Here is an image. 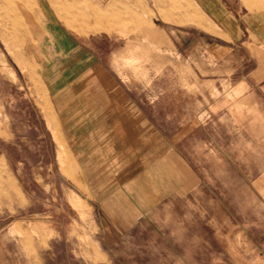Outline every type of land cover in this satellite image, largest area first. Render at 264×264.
<instances>
[{
  "label": "rangeland",
  "instance_id": "obj_1",
  "mask_svg": "<svg viewBox=\"0 0 264 264\" xmlns=\"http://www.w3.org/2000/svg\"><path fill=\"white\" fill-rule=\"evenodd\" d=\"M124 1L128 13L172 22V0H153L162 7L158 16L147 14L142 0ZM232 1L238 11L264 9V0ZM93 10L92 0H0V254L15 264H264L263 110L238 116L233 100L239 95L230 96L255 64H246L249 52L241 53L238 64L222 63L198 36L189 43L183 33L180 50L166 38L150 54L114 57L113 66L120 78L136 85L130 89L142 97L151 118L182 131L200 124L181 141L196 164L200 187L168 200L126 236L108 239L98 203L63 138L57 100L64 80L71 78L87 79L82 89L91 95L110 90L103 86L111 78L110 51L123 41L109 36L108 9L97 8L96 16ZM202 14L192 0H180L182 31L196 26L200 33L203 23L217 32ZM94 35L93 48L88 40ZM257 54L264 60V47ZM227 105L235 125L255 133L222 135L220 109ZM52 111L64 145L63 164L48 126ZM255 115L261 124L251 128ZM232 138L239 140L237 150ZM250 178L260 179L258 198L248 187ZM77 201L78 211L73 209Z\"/></svg>",
  "mask_w": 264,
  "mask_h": 264
},
{
  "label": "crops",
  "instance_id": "obj_2",
  "mask_svg": "<svg viewBox=\"0 0 264 264\" xmlns=\"http://www.w3.org/2000/svg\"><path fill=\"white\" fill-rule=\"evenodd\" d=\"M92 1L95 16L97 8L108 9L110 38L123 41L122 45L110 51L107 71L111 78L105 79L106 84H103L110 90L106 94L91 95L82 89L86 87L84 83L87 79L83 76L71 78L64 80L57 100L60 102L63 138L74 151L72 158L86 183L87 192L98 203L99 220L106 236L109 240H117L134 231L168 200L181 199L198 190L200 177L196 164L181 149V141L183 136L193 135L200 124L182 131L180 127L166 128L163 121L151 118L149 107L142 97L130 89L136 85L120 78L113 66V58L128 52L150 54L166 38L176 50H180L182 33L189 43L196 41L198 36L201 44L222 63L238 64L242 58L244 60L241 53L249 52L246 64L255 65L237 80L233 86L236 89L230 96L239 95L233 100L237 103L234 109L238 116L246 115L248 109H257L260 113L262 108L264 118V60L259 59L257 54V49L264 47V9L238 11L232 0H192L201 9L202 15L218 27L215 32L202 23L200 33H197L196 26L182 31L180 0H172V22L167 21V25L158 24V18L148 20L128 13L124 0ZM142 1L147 14H160L162 7L154 4L153 0ZM113 27L116 28L114 34ZM117 31L128 35L123 36ZM91 38H87L88 45L94 48L95 35ZM66 47L69 53L74 51L71 45ZM246 86L247 90L242 94ZM74 103L75 108L72 106ZM212 106V102L206 104V111H212ZM229 106L220 109L221 134L239 136L255 133L235 125ZM157 109L159 107L155 105L153 110L156 113ZM52 113L54 119L47 118L48 126L50 121L56 122ZM260 118L256 115L250 117L253 123L256 122L251 124V128L260 126ZM246 126L250 128L249 122ZM54 138L56 143H62L59 136L58 140ZM238 144V138H232L231 146L235 150ZM248 183L252 194L260 197V179L250 178ZM1 223L0 233L3 228ZM0 264H15V261L0 254Z\"/></svg>",
  "mask_w": 264,
  "mask_h": 264
},
{
  "label": "bare ground",
  "instance_id": "obj_3",
  "mask_svg": "<svg viewBox=\"0 0 264 264\" xmlns=\"http://www.w3.org/2000/svg\"><path fill=\"white\" fill-rule=\"evenodd\" d=\"M13 73V74H12ZM12 73H10V74H12V76L15 74L14 73V71H12ZM49 126H50V128H52V130H53V132H54V134H55V137H56V139L58 140V134H57V132H56V130H55V127H54V122L53 121H50L49 122ZM58 148H59V150H60V155L58 156V159L60 158V160H61V164H63L64 163V161L62 160V156L61 155H63V153L62 152H64L63 150H64V146H63V144L61 143V142H59L58 143ZM64 156V155H63ZM70 204V203H69ZM71 205V204H70ZM81 203L80 202H74L73 203V209H76L77 211H78V209L80 208L81 209ZM84 210V209H83ZM86 212V211H85ZM81 214V213H80ZM79 215V214H78ZM80 217V216H79ZM84 217H86V216H84ZM82 219V218H81ZM84 237V236H83Z\"/></svg>",
  "mask_w": 264,
  "mask_h": 264
}]
</instances>
